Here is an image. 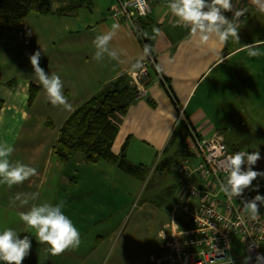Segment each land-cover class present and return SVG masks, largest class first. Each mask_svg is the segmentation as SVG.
<instances>
[{
  "label": "crops",
  "instance_id": "obj_1",
  "mask_svg": "<svg viewBox=\"0 0 264 264\" xmlns=\"http://www.w3.org/2000/svg\"><path fill=\"white\" fill-rule=\"evenodd\" d=\"M118 1L127 0H92L90 9L61 14L69 2L55 0L51 14L31 13L0 38V142L14 148L10 160L37 170L22 184L11 188L0 184V231L12 228L20 238L27 235L32 241L23 264H169L165 254L172 250L166 247L169 239L162 233L171 234L172 218L181 229L196 228L191 216L177 209L179 204L171 209L169 217L156 207L135 209L130 203L137 179L114 165L105 161L88 164L79 154L65 166L54 153L59 131L75 109L122 75L134 83V65L147 56L138 33L149 42L157 69L149 68L147 96L134 97L126 113L116 116L120 129L114 153H119L131 137L129 162L146 165L143 159H129L133 145L138 146V157L149 149L158 156L173 140L174 131H179L184 141V124H177L178 106L185 109L189 123L202 137L218 131L228 148L226 134L234 130V121L245 126L247 116L262 113L264 43L260 42H264V14L251 0H233L246 15L240 25L239 42L231 38L220 42L214 36L202 42L199 34L191 35L188 28L173 27L175 17L167 8L168 0H149L151 11L141 18L137 31L136 21L133 25L111 10ZM113 23L120 29L108 48L116 51L117 59L107 52L99 60L93 59L97 49L92 41L97 34L109 31ZM154 29H159L158 35ZM255 41L262 55L252 58L243 45ZM38 50L45 73H56L63 81V94L72 105L70 111L63 105L53 106L36 80L30 55ZM31 86L38 89L29 104ZM213 116H219L223 129H214L217 117ZM48 121H52V128ZM180 150L176 151V160ZM33 193L39 195L33 199ZM17 194L20 200H15ZM21 200L28 203L21 205ZM61 201L62 211L79 230L81 243L54 256L48 244L37 241L35 230L20 220V213L34 204L57 205Z\"/></svg>",
  "mask_w": 264,
  "mask_h": 264
},
{
  "label": "clouds",
  "instance_id": "obj_2",
  "mask_svg": "<svg viewBox=\"0 0 264 264\" xmlns=\"http://www.w3.org/2000/svg\"><path fill=\"white\" fill-rule=\"evenodd\" d=\"M251 2L259 13L264 14V0H251ZM167 8L175 17L173 27L188 28L191 35L199 34L202 42H207L213 36L220 42H227L230 38L236 42L240 41L241 17L244 16L245 9L237 8L233 0H168ZM226 12L233 13L231 19L225 15ZM119 29L120 25L113 23L109 31L95 36L92 43L97 51L93 59L99 60L105 52L112 59H117L116 51H110L108 45ZM153 31L159 34V29ZM144 35L147 36V33ZM259 47L260 44L255 41L243 45V50L249 57L254 58L262 55ZM149 51V46L146 45L144 54L147 55ZM40 58L41 51L39 50L30 55L36 80L42 85L47 99L53 106L63 105L66 110L70 111L72 105L68 103L63 94V81L56 73H51L50 76L46 74L40 66ZM139 66V63L134 65V67ZM13 152L14 148L10 144L0 142V184H6L9 188L22 184L37 173V170L29 165L10 160ZM262 158L264 157L261 156L260 151L251 153L238 151L227 157L223 169L226 179L220 183L219 190L230 200L234 197L242 198V209L238 216L240 223L244 222L245 215L251 220L258 219L259 209L264 206V195L259 194V185L253 187V181L258 178L264 179V171L254 170L253 167ZM249 188L257 194L251 199L243 198V193ZM38 195L39 193H33L32 198L35 199ZM20 199V194H17L15 200ZM27 203V200H21V205ZM63 207L64 201L57 205L34 204L28 211L20 213V220L28 228L35 230L37 241L48 244L49 251L54 256L67 249L78 248L81 243L79 230L64 214ZM31 246L32 241L27 235L20 238V235L12 228L0 231V262L2 264H23L24 259L30 253ZM250 260L251 257H246L243 264H249ZM256 261L257 264H264V255H257ZM229 264L233 262L230 260Z\"/></svg>",
  "mask_w": 264,
  "mask_h": 264
},
{
  "label": "built area",
  "instance_id": "obj_3",
  "mask_svg": "<svg viewBox=\"0 0 264 264\" xmlns=\"http://www.w3.org/2000/svg\"><path fill=\"white\" fill-rule=\"evenodd\" d=\"M111 10L133 24L137 19L148 16L151 6L149 0H127L118 1ZM225 15L231 19L233 13ZM245 20L244 14L241 24ZM137 63L140 66L133 79L135 98L140 99L148 94L151 83L149 68L157 69L151 49L146 58ZM179 123L186 126L187 132L172 171L191 181L189 195L195 205L179 204L177 209L190 215L196 228L181 229L172 218L171 234L162 233L163 238L169 239L166 247L172 250L165 254L169 264H229L230 260L233 264H243L246 257H251L249 264H257V255H264V206L259 209L258 219L251 220L245 215L244 222L240 223L238 216L242 198L230 200L219 190L220 183L226 179L223 169L227 157L234 153L218 131L202 137L189 123L185 109L178 106ZM256 194V191L246 189L243 198L251 199ZM259 194L264 195V192Z\"/></svg>",
  "mask_w": 264,
  "mask_h": 264
},
{
  "label": "trees",
  "instance_id": "obj_4",
  "mask_svg": "<svg viewBox=\"0 0 264 264\" xmlns=\"http://www.w3.org/2000/svg\"><path fill=\"white\" fill-rule=\"evenodd\" d=\"M55 0H0V38L4 33L12 32L22 24L31 13L49 15L53 12ZM69 5L61 9V14H75L82 8H91L92 0H66ZM149 15V14H148ZM147 17V16H146ZM141 18L136 20L137 31L141 26ZM144 45L149 46L146 38L138 33ZM152 51V50H151ZM38 87L31 86L29 104L35 100ZM135 91L131 79L122 75L107 83L96 95L75 109L59 131L55 145V155L68 166L77 155H82L88 164L105 161L117 169L139 181L144 182L150 169L146 165H135L128 160L131 137L123 143L119 153H114L113 146L119 134L120 124L116 119L119 114L126 113L134 101ZM49 128L53 127L48 121ZM182 131H184L182 129ZM179 131H174L173 140L177 142ZM169 150L167 146L164 153ZM168 160L162 162L159 170L172 171Z\"/></svg>",
  "mask_w": 264,
  "mask_h": 264
},
{
  "label": "rangeland",
  "instance_id": "obj_5",
  "mask_svg": "<svg viewBox=\"0 0 264 264\" xmlns=\"http://www.w3.org/2000/svg\"><path fill=\"white\" fill-rule=\"evenodd\" d=\"M133 25H136V23L133 22ZM13 40L16 42V38L14 39L13 37ZM132 85L135 91L134 83H132ZM259 110L262 111V113L259 115L253 114L247 116L248 120L245 126L242 123H238V121H234V130L231 132L228 131L226 134L227 142L229 143V148L232 152L236 153L238 151H246L251 153L260 151L261 156L264 157V107ZM236 119L238 120L239 117L236 116ZM214 124L217 127L214 129H223V125L220 122L219 116L214 121ZM246 126V132L241 130V128L244 129ZM184 127L186 129L185 125ZM244 132L245 137L243 138ZM240 138H243L244 141L240 142ZM249 138L251 139V142L249 141ZM182 141L183 138L180 134L178 136L177 142L174 145H170L169 150L165 153L162 149L163 152L161 151L158 156L152 155V152L149 149V153L138 157V153L136 152L138 146L133 145L132 151L130 150L131 153L129 154V159L132 158V161H139L138 159H143L141 161H143V163H145L150 169L144 182L139 180L133 181L134 197L131 198L132 201L130 200V204L133 203L134 208L136 207L135 209L144 205L156 207L158 211H160V208L163 214L169 217V212H171V209L176 204H187L190 206L195 204L189 195V186L191 185L190 180L180 178L170 171L162 172L159 170V166L166 160L171 162L172 165L174 159L176 158V151L181 147ZM253 167L254 170L264 171V158L258 161ZM257 184L259 185L258 191L264 192V179L258 178L256 181H254L253 187H255ZM249 189L252 190V188ZM120 264H126V261H121Z\"/></svg>",
  "mask_w": 264,
  "mask_h": 264
}]
</instances>
